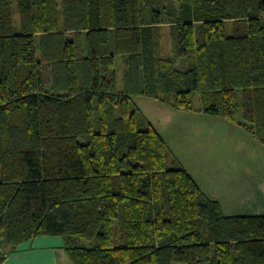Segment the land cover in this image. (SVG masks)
<instances>
[{
	"label": "trees",
	"instance_id": "16d2710c",
	"mask_svg": "<svg viewBox=\"0 0 264 264\" xmlns=\"http://www.w3.org/2000/svg\"><path fill=\"white\" fill-rule=\"evenodd\" d=\"M140 97L264 147V0H0V264L38 237L72 264H264V215L168 168Z\"/></svg>",
	"mask_w": 264,
	"mask_h": 264
},
{
	"label": "rangeland",
	"instance_id": "374dc122",
	"mask_svg": "<svg viewBox=\"0 0 264 264\" xmlns=\"http://www.w3.org/2000/svg\"><path fill=\"white\" fill-rule=\"evenodd\" d=\"M163 34L164 46L168 50L170 43L167 27L164 28ZM198 36L199 40H201L200 32ZM133 105L137 106L144 113L150 123L163 135L164 139H176L174 138L177 135L175 126L186 129V124L182 122L192 119L195 115H201L205 120L210 121L216 119V122L212 125V128H215V135L217 136L215 139H226L227 142H223L227 146L224 157L229 161L231 166L223 169L225 173L222 177V182L218 183L216 176L213 179H207L208 189L215 192L213 195L208 194L210 196L209 198H213L212 200L219 203L224 214L232 210L241 213L250 211V213L257 212L264 214V148L259 142L252 139L247 132L233 124H227L228 122L221 118L206 115L201 112L181 113L173 111L154 99L134 98ZM193 105L197 110L200 108L198 93H194L193 95ZM218 121H223L224 124ZM226 124L231 128V132L227 131L228 127L225 126ZM192 130L193 132L191 134L194 135L201 132L197 127H192ZM204 130H209V128H204ZM182 131L186 135L187 132ZM181 136L182 133L180 131ZM246 138L248 140L252 139L253 142L243 143ZM241 139H244V141ZM181 152L182 157L189 156V151ZM184 152L187 153L185 154ZM179 158L181 159L180 156ZM171 159L173 158H170V150L167 144L168 168L171 167ZM183 162L186 164L185 161ZM188 171L191 172L192 169H188ZM199 184L203 188L202 190L206 191L205 185L201 181ZM244 196L247 197L244 204L242 203L243 205L240 208L234 209L233 207H236L238 200H241Z\"/></svg>",
	"mask_w": 264,
	"mask_h": 264
},
{
	"label": "crops",
	"instance_id": "0c3cea01",
	"mask_svg": "<svg viewBox=\"0 0 264 264\" xmlns=\"http://www.w3.org/2000/svg\"><path fill=\"white\" fill-rule=\"evenodd\" d=\"M215 120L216 119L212 121L205 120L204 117H202L201 115H195V117H193L192 119L188 121L184 120V122H182L183 124H186L185 127L186 129H182L181 127L177 128V126H175L176 133L178 135L174 137L176 139H164L163 135H161L165 143L167 142L166 145L168 144L169 146L170 158H174L177 161H179V163L187 171L188 169H192L193 172L188 171V173L194 178V180L201 188V190L203 188L199 184L200 181L205 185L206 191L205 190H204L205 192L203 190L202 191L207 196L208 194L213 195L215 193L214 191H210L208 189L207 179L208 178L213 179L216 176V181L218 183L222 182L223 181L222 177L225 173L223 169L231 166L229 161H227L226 158L224 157V153L227 148V146H225L224 144L225 142H227L226 139H215L217 137L215 135V128H212V125H214V123L216 122ZM218 122L224 124L223 121H218ZM227 124L225 125L228 127L227 131L231 132L230 130L231 128H229ZM192 127H197L198 130L201 132L195 135L191 134V132H193ZM204 128L206 129L209 128V130H204ZM182 130L187 132L186 135H184V132ZM180 131L182 133L181 137H180ZM251 138L254 139V137L252 136ZM252 139L248 140L246 138L245 141L244 139L241 140L244 141L243 143L246 142L251 143L253 142ZM254 140L257 141V139ZM229 147H236V146H229ZM181 151H187V152L189 151L188 152L189 156L182 157ZM187 152L184 153L186 154ZM179 156L181 157L182 160L179 158ZM183 161H185L186 164H184ZM246 198L247 197L244 196L241 200H238V202L236 203V207L233 208L234 209L240 208L244 204ZM225 215L262 216L264 214L257 212L250 213V211L247 213L245 212L241 213V212H234V210H232L229 211L228 213H225ZM2 264H72V262L68 257L65 248V243L62 238L38 237L19 246L14 253L8 255L5 258Z\"/></svg>",
	"mask_w": 264,
	"mask_h": 264
}]
</instances>
